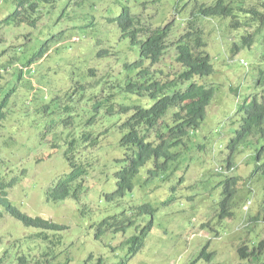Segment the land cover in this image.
Instances as JSON below:
<instances>
[{
    "label": "trees",
    "instance_id": "16d2710c",
    "mask_svg": "<svg viewBox=\"0 0 264 264\" xmlns=\"http://www.w3.org/2000/svg\"><path fill=\"white\" fill-rule=\"evenodd\" d=\"M6 3L12 12L0 19V147L5 146L2 135L10 134L6 122L12 110L20 107L26 112L33 102L21 89L22 80L46 79L48 72L61 69L53 99L32 110L48 118L43 140L54 150L64 148L69 167L49 188L48 200L83 201L86 208L81 211L91 213L87 201L92 179L97 177L96 184L104 185L105 172L112 167L115 190L109 192L102 185V199L113 209L100 218L97 236L122 235L132 259L145 250L161 209L178 203L176 191L187 184L191 155L208 148L196 139L217 91L211 82L216 70L208 52L207 28L224 20L240 38L234 53L250 52L264 45V0ZM4 8L0 3V14ZM263 54L257 56L264 61ZM254 88V96L238 107L239 127L222 151L221 166L211 171L215 183L203 171L196 176L209 189H223L215 228L239 213L254 230L264 228V68L257 69ZM213 156L203 159L204 170L210 169ZM244 156L247 161L239 164ZM145 178L144 186L156 180L161 184L145 198L133 200L138 180ZM16 182H7L0 173V220L10 216L30 231L17 240L19 244L28 238L44 244L32 255L38 258L45 251L38 261L42 264L62 245L61 233L67 228L14 207L10 193ZM156 191L167 197L155 203L151 196ZM211 226L205 221L202 229ZM258 237L262 239L251 243L241 236L239 245L231 248L238 264H264V237ZM218 255L206 247L193 264H223ZM25 256L6 252L0 264H32ZM97 264H105L104 259Z\"/></svg>",
    "mask_w": 264,
    "mask_h": 264
},
{
    "label": "rangeland",
    "instance_id": "374dc122",
    "mask_svg": "<svg viewBox=\"0 0 264 264\" xmlns=\"http://www.w3.org/2000/svg\"><path fill=\"white\" fill-rule=\"evenodd\" d=\"M2 5L5 8L0 19L12 12V6L9 8L6 1ZM217 21L222 24L219 22L207 28L208 52L216 70L211 81L217 87L216 97L196 137L207 144L208 148L205 152L191 155L189 162L193 164L187 175V184L176 191L178 203L161 209L156 218V228L149 237L145 250L132 259L127 247L122 245V235L108 232L101 237L97 236L100 218L103 213L113 209L111 205L103 202V184H96L97 177L92 179V190L87 201V209L91 213L83 214V201L68 199L55 203L48 200L49 188L58 182L59 177L69 172V167L64 158V148L54 150L43 140L42 134L47 129L48 118L32 110L53 99L52 90L57 87L55 85L61 78V69L48 72L46 79L27 76L22 80L21 89L26 94H31L28 100L31 97L33 102L26 112L20 107L12 110L7 119L10 134L7 137L2 135L5 146L0 147V173L7 182L14 179L17 181L10 193V202L14 207L31 217H41L67 228L61 233L62 245L55 247L42 264H97L100 259H104L105 264H193L206 247L211 254L217 251L218 260L223 264H238L236 254L231 248L235 244L239 245L241 236L251 243L260 241L262 237H258L259 235L264 237V228L258 227L254 230L253 225L248 224L247 219L240 213L233 221L215 228L219 223L218 218L215 221L217 202L223 189L216 186L213 190L209 189L207 184L196 179L197 174L203 171V176H209L208 181L215 183L211 171L221 166L222 151L239 127L236 116L238 107L249 95H253L257 69L264 68V61L257 56V53L264 51V45H257L250 52L245 50L235 54L234 45L240 41L238 33L229 30L228 23L224 20ZM45 24L46 21L42 26ZM80 46H74V56L78 54ZM20 56L21 53L18 57ZM50 66L51 63L48 62V70ZM37 84L40 88L34 90ZM27 104H30L29 101ZM11 153L14 156L11 157ZM209 156H213L210 169L204 170L203 159ZM247 157L239 159V164L246 162ZM254 168L253 163L250 170L253 171ZM115 171L110 167L105 172L103 188L109 192L115 190ZM145 180L146 178L138 180L133 200L145 198L150 190L161 184L156 180L144 186ZM152 195L156 196H151L155 203L167 197L164 191H156ZM205 221L212 222V226L202 229ZM28 234L30 231L20 221L10 216L0 220V257L6 252L11 257L25 254L28 261L39 264L38 261L45 251L38 258L32 255L41 251L44 244L29 238L24 244L17 242ZM50 235L54 233L50 232ZM130 235L132 231H129L128 236ZM203 262L198 264H204ZM213 263H216L215 259Z\"/></svg>",
    "mask_w": 264,
    "mask_h": 264
},
{
    "label": "clouds",
    "instance_id": "9594fccd",
    "mask_svg": "<svg viewBox=\"0 0 264 264\" xmlns=\"http://www.w3.org/2000/svg\"><path fill=\"white\" fill-rule=\"evenodd\" d=\"M5 1H6V0H0V3L3 4ZM6 16H7V15H6ZM6 16H4V17H6ZM4 17H2V18H4ZM253 96H254V95H252V94L249 95V97H253Z\"/></svg>",
    "mask_w": 264,
    "mask_h": 264
}]
</instances>
